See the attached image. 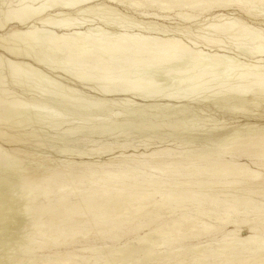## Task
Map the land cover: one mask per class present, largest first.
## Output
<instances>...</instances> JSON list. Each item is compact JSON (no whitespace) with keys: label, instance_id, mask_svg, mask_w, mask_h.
<instances>
[{"label":"bare ground","instance_id":"1","mask_svg":"<svg viewBox=\"0 0 264 264\" xmlns=\"http://www.w3.org/2000/svg\"><path fill=\"white\" fill-rule=\"evenodd\" d=\"M29 1L30 2L35 1L36 3V1L39 0H29ZM47 1L48 2L46 3L44 2L45 4H41V6H38V8L37 7L31 8L27 5V8L24 7L23 9L22 7V9L19 8L20 9L19 10L18 8L13 9L10 7L3 14H1L3 11L0 13L1 14L0 15V70L5 68L4 70H6L7 73H9L8 75H10L16 82L18 81L20 83L27 82L25 80L27 78V75H30L29 77H32L31 74H33L36 71L37 72L39 71L38 68H36V64L40 66H44L45 68L46 67L53 68V70L55 71H58L56 69L61 68L63 71H65V73H67V76L72 78L70 80L73 81L75 80L76 83H81V85H85L93 91H96V89H98V88H94L93 86L95 84L101 83L100 84L101 86L99 85L100 92L97 93V95H100L102 100L115 101L114 99H110V98L123 97L125 99V100L123 99V101L125 102L124 107H126V103H133V100L131 99L135 97H144L145 99L154 98L155 99L154 101L167 100L168 102H172L175 99L177 100L185 99V97L184 98L173 97L174 95H168V93H170L173 90H181L183 86L186 85L188 89L193 91L194 89L192 88L198 86V84L199 85L202 84L203 86L208 88L210 85L213 84L212 82L213 77L211 76V72L218 73V71L220 70L222 72L221 74L225 75L223 72L224 71L225 73L229 72L227 71L229 69L236 70L237 68L238 69L244 68L245 70L242 71L243 73L240 72L241 75H239V77L235 76L234 78L236 79L238 77L237 80L241 82L238 83L240 84L239 86L237 85L238 87L233 86L234 88H230L226 91L223 90L219 91L225 94V95L222 94L221 95L224 96L223 99L225 98L224 100L228 102L229 108L235 113H239L240 115L241 114L245 115L246 113H249V110H247V108L245 107L251 103L254 96L264 94V36L260 37V35L255 34L256 35L255 37L257 39L254 36H252L256 39L257 42L255 41V39L250 40V36H248L249 41H253V40L255 41L254 44L253 42L251 43L248 41V39H246L252 45L247 44V41L244 40L245 38H243L244 40L243 42L246 41V43L237 42L238 43L237 45H235L236 44L235 42H234L235 44L233 43V45H235L237 48V52L238 51L241 52L239 55H243L244 57L253 59L252 62L248 61L247 63V61L244 62L247 59L245 60L241 59L243 60L241 61L239 59L241 58L240 56L235 55L236 57L239 58L234 57L235 53L233 54L232 52L233 49L229 50L230 47L228 49V47L225 46L224 48L227 50H223V46L217 45L219 42L218 43L215 42L214 40L215 38L214 39L211 38L214 40L213 41L209 38L207 39L206 37L203 38V37H199V35H191V34L187 35L185 33H183L185 34V38H183L182 35L180 34L179 35L174 34L175 31L172 33L171 30H168V27L164 25L159 26L157 23H153V22L147 24L144 23L146 21H141V22L139 21L135 23L133 21V23L129 24L126 23L125 21L122 22L121 24L122 26L121 25L118 26L119 24L117 22H116L117 24L115 23L114 21L115 19L113 20V19L105 18L103 21H101L102 24L97 23L94 20V18L96 19L97 16L102 17L103 15H110L112 17L120 16V14L118 13V9L112 6L114 4L115 5L126 4L128 8L130 6L132 9L135 8L137 11L139 9H144L142 11L143 12L142 16L147 17L148 19L153 17L151 16L150 12L148 13L147 11V8L149 7H157L158 10L159 11L161 10L162 12L167 10H173L175 7L181 8L182 10L184 9L200 10L202 11V13L218 10L217 12H213L212 14L214 16L215 21L217 22L214 21L213 24L211 23V25L208 27L207 30H209L211 33L215 32L219 35L225 33L231 34V31H234L236 28L238 29L235 31H238L239 29H245L244 30L245 33L242 34L244 36H247L251 34V30L253 29L252 27H248L243 22L242 23L238 22L234 18H230L229 15L223 14V12H227L228 10H230V8L236 6L242 12H245L246 16L247 15L252 16V19L253 17H256L254 18L255 20L264 21V12L262 11V13H260L258 11V13H254L253 11L255 9L253 6H252L253 9L250 8L251 5L250 6L247 5L248 7L245 6V2H248L246 0H63V1L47 0ZM256 1L258 2L259 6L260 4L264 6V0H256ZM250 2L252 1L250 0ZM257 2H253V3H256V5H258ZM156 16L167 17L163 15L162 16L156 15ZM179 16L181 18L187 17L183 14H179ZM248 16L247 18H249ZM101 17L99 18L101 19ZM184 20H186V18ZM11 25H16L17 26L16 29H14V31L10 33H5ZM106 28H108V30ZM154 31L156 32L155 33L156 36L153 35ZM256 31L257 30H255V32ZM32 46H36L37 48ZM214 48H216L217 50L213 51ZM231 52L233 56L230 55ZM55 66L57 67L54 68ZM138 68H142V69L144 68V70L146 69L145 72L150 69L149 70L150 72L148 71L146 78L143 74L142 76L143 78L138 77L136 80L133 81L132 79L133 74L130 73L129 71L132 70L135 71V69ZM193 70L194 72L196 71L195 72L196 74L194 73L195 75L191 74ZM235 72L236 71H233V73ZM40 75L42 74L40 73ZM35 76L37 77L36 74ZM29 79L30 78H27V80ZM42 79L43 78H41V80ZM44 79L46 78L44 77ZM47 80L50 81L49 79ZM67 80L69 79L67 78ZM242 83H244L245 85ZM14 84L15 85L17 84L16 86L20 85L18 83H14ZM50 84H54V83L50 81ZM0 85L3 84L1 83ZM54 85H55L54 87L52 86L53 88L50 87L51 88L50 91H47L50 88L48 89L46 88V90H41L42 86L35 87V88H40V92L36 91L37 89L36 90L33 89V87L31 88V86L33 85L30 86L28 85L31 89H33V92L36 91L39 94L37 95L32 94L31 96L29 94L28 98L25 99L23 98L24 100H22V96L21 97L19 96L18 98V95L16 93L15 95H17V97H14L11 94L14 93L15 91L12 92L10 89L9 91L7 90V87L6 89H2L3 88L2 87L0 90V123L2 122L10 123V125L12 124L13 126L12 128H16V127L18 128V126L25 128V126H30L36 123L37 124L42 123L44 125V119L45 121L46 119H50V120L52 119V121L54 122L55 121L54 119L56 118L58 123L52 124L51 126L53 131H56L64 124H66V126H68L67 124H69L70 126L77 125V123H75V120L77 119L84 122L101 120L99 119V116L98 117L86 116L83 118H77L76 116L79 115L78 113L84 110H100V109L109 110V108L107 107L108 102H100L97 100L93 101V99L85 98L84 93L81 92L79 89H77L75 86L73 87V86L61 84L60 82H57ZM42 88L45 89L44 87ZM159 89H160V93H163V95L161 94L162 96H157V93H159L158 92ZM215 95L218 96L220 94L217 93ZM215 95L213 96V98L214 97L216 98ZM258 100H260V98H258ZM262 101L264 102V100ZM183 102L185 101H181V103ZM43 114L44 115L47 114V116H43ZM112 114H113L112 117H115L117 119L121 118V116L124 115L121 111H117ZM70 116H75L74 121L72 123L69 122L70 120H73L68 118ZM60 118L62 120H60ZM130 123L141 124L154 129L167 128L173 130H183L189 124V122H185L183 121V119L181 121L175 120V122L174 119H171V120H163L157 122L146 121V122H130ZM224 125L225 123L221 124L220 122V124L210 126V128L214 129ZM200 126L199 129L201 128ZM205 126L206 125H203L202 129ZM79 128H83V127H79ZM115 128H111V129H115ZM76 129H68L65 134L73 133ZM189 129H191V127ZM0 135H1L0 136L1 139L2 136L3 138L5 137L4 140L7 142L8 145H14L17 142L27 141V139H18L17 137H13L10 134H6V132L4 133L2 132V130L0 131ZM27 137H33V136L31 135ZM261 137L262 138L264 137V130H261L259 132H256L254 134L245 137L233 138L230 140V142H235L234 145H236V147L239 146L236 143L240 144L242 142H246L249 145H253L254 143L251 142L258 140ZM24 152L28 153L18 148H13V149L11 148V150H7L0 144V264L20 263L19 261L21 259V258L19 259V256L21 255V254L19 255L20 251L25 250V248H27L26 247L27 244L28 245L33 244L31 242L32 241L31 238L29 239V237L27 236L28 231L32 232V230L34 231L39 230L40 233L44 235L43 237H45L47 234V232L43 231L46 222L45 221L43 222L39 216L41 210L43 209V206H38V204L36 203L39 193L37 192V190L38 187L40 188L39 184L43 183V182L39 183V181L44 180L43 178V176H45L44 174H47L46 176V178H48L46 180L47 183L53 182L54 179L56 178L55 175H58L61 178L60 181L64 180L63 182L65 183L67 181L69 187L70 185L72 186L78 185L77 187H79L80 185L79 183L87 184V181L89 184L94 185L93 190L95 192L93 191L91 192H93V194L95 193V195L97 196L96 198H91L88 200L84 199L86 201L83 202L82 200L79 199L81 201L82 206L76 205L77 204L76 202V204H73V206L70 209L69 208L68 209L69 212L72 211L78 214L86 211L92 212L95 221L101 219L104 215L109 217H114L119 212L122 214L123 212L130 213L131 211L129 215H132L135 212L136 213L143 211L148 212L149 211L148 208L151 205H153L157 209L161 208V206H164L165 201H167L168 199L171 200V198L173 200V196L174 199L175 197L180 199L182 196L193 195V194L195 195L198 192L201 193L200 191L208 192V190H210L209 188L211 189L216 188L218 189V191L219 189H222L223 192V190L228 188L236 190L238 187L241 189V187L252 188L257 186V184L246 183L247 181L245 182L246 185H243V183H239V181L237 180L234 183H231L228 182L226 179H223V177L227 178L228 175L225 172H227L228 169H230L228 171H231V169L233 170L238 169L239 172L245 173V171L249 168L248 165L245 163L235 164L233 162H228L226 160L221 161V159L216 156L217 153L215 152L205 151L202 153H198L196 155H189L191 158L182 160L181 162L177 158L176 159L170 158L169 160H166L164 162L160 161L158 164H152L149 160H144L143 162L146 161V166L149 169V171L153 170L155 171V173L159 172V174L161 175L159 176L158 174H155L158 175V177L156 176L152 177L150 175L151 177L148 179L131 177V174H133V172L135 173V175L137 174L135 172L136 169L134 170L133 168V171H131L132 169L130 170L122 169L121 167L124 166L123 163L121 164L119 162H116L117 160L115 159H111V161L109 162L108 161L103 162L99 160V161L86 163L88 165L86 169H88L89 171L88 174L90 177H85V176L74 177L75 176L73 175L74 173L71 174V176L65 174V177H63L62 175L52 172L50 169L49 170L46 169L42 172L41 170L42 167H40L38 171L34 170L35 168L31 167L32 169L29 170V172H25L24 169L26 168L28 169V167L27 165L23 164L24 160L20 158ZM261 154H262L261 152L259 153V156L257 154V158L260 157V160H261V156H260ZM243 155L245 157H249V156L251 157L254 156L255 153L246 152ZM28 157L30 158L31 154ZM263 157L264 156H262V159H264ZM207 159L210 160L209 163L210 166L208 165V167H205L206 166L205 165L204 166L205 170L203 168V171H201L203 166L200 169L194 165H193L194 167H192V164L190 165L192 167V168L190 167L191 170L189 169L183 171L182 170L183 168H181L190 164L191 161L204 162L207 161ZM212 161L214 163H212ZM132 162L138 164V162L140 161L134 159L132 160ZM174 162H176L179 166H181L180 170H182L183 172H181L180 170L179 171L175 170L176 171L175 173H178V175L174 174L176 175L174 176L172 174V176H168V178L169 179H172V177H176V178L170 181L166 180L165 178H167L166 176L168 175L167 167L171 166V164ZM111 165L113 168H111ZM115 166H119V167H115ZM144 168L145 167L143 164L142 171L144 170ZM188 168L189 167L187 166L186 169ZM259 172L256 173L254 179L260 178L262 176L261 175L262 173L260 174ZM205 173H208V176L209 173H211V175L212 174L217 175V173L220 174L225 173L226 177L221 176V179L219 178L218 180V178L214 179L215 176L213 177L211 176L216 181L214 180L212 181V179H210L211 182H209L208 179H207L208 181L204 180ZM253 174H255V172ZM146 176L147 175L145 176L143 175V177ZM200 176L202 178H200ZM230 176L231 175H229V178H231ZM129 177L134 179H131L129 181ZM126 179L128 180L126 181ZM259 180L260 179H258V181ZM56 181L57 179L55 180V182ZM251 181L254 182V180ZM242 182H243V178H242ZM240 184H242L243 186H241ZM60 185H62V183H60ZM91 185H88L89 188ZM88 186L86 187L88 188ZM58 189L60 190V187ZM58 189L55 190L58 191ZM51 190H54V188H51ZM51 193L52 191H49L46 193V195ZM77 194L75 195L77 196ZM78 198L79 197H77V199ZM181 201L182 199L180 200V202ZM61 204H64V202ZM195 213L197 214V212H194V214ZM54 216L56 217V215ZM63 216L65 218V215ZM195 217L196 216H194V218ZM182 220H183L182 218H179L168 222L165 226L166 231L168 233H171L173 235L175 234L178 236L181 233H182L181 235H186L185 231L189 233V230L192 229L191 228L192 226L190 227L191 229L186 228V230L183 231V229H181V227H183L181 226V223H184V221ZM234 224L236 225L237 223ZM53 225H51V228ZM59 225L60 224H58V226ZM197 227H198L197 225L193 226V228L195 229ZM242 228L243 227L236 228L234 231L233 230L230 231L229 235L234 237V239H231V241L229 240V242L228 240L224 242L223 245V247H225L224 255H229L230 262H226L224 261V259H220L217 264H264V256H262L261 254L262 252H264V236L259 235L258 232H256L257 229L255 230L252 227L247 228L250 235L244 236L243 234L244 231L241 230ZM197 229L199 230V232L201 233L203 232L201 234L202 236L204 235L205 232H206L205 234H207V232L211 234L210 232L213 231L215 232L219 230V227L217 228L215 226H211V225L209 226L208 224H203ZM49 230L50 229H48L47 231ZM168 233L165 234L159 233V236H162L163 238L162 237L161 238L164 240L163 241L161 239L162 245L166 243V240H168L169 238L167 236ZM48 235L51 234L48 233ZM48 235L47 237H49ZM154 236L153 234L144 235L140 239L139 244L137 246L127 247L126 245H124L123 247H116V250H114L113 254L105 258L106 261L108 262L107 264H112L116 262H119L121 264H128L131 261L136 260L140 256H144L147 258L149 257L150 259L151 252L149 246L150 248L151 247L153 248L154 246H157V244L161 245L159 242H157V240L155 241L156 236L155 237ZM39 237L40 236L38 235V238ZM65 238L66 237H64L63 239L60 238L62 240L61 242L60 239H58L61 246L62 245L64 246V244L68 242V241L66 242ZM190 238L191 236L189 237V239ZM68 239H72V238H68ZM174 239L175 238H172L171 242ZM171 242L169 241V243ZM146 244L149 245L146 246ZM250 247L253 248L255 253L254 255L255 258L252 261H248L247 259L244 258L243 255H241L243 253V250L246 249L252 250L250 249ZM193 249L195 250V247ZM164 253H166V251H164ZM24 254L26 253H23V255ZM59 254H61L62 256L58 257L59 259L55 261L53 260L47 261L44 259V260H39V262H41V264H76L75 261L72 259L71 257L72 255L70 252H59ZM157 254L159 256V252ZM169 256L163 253L160 255V257L163 258ZM203 256L204 255L200 257ZM28 258L26 260H28ZM24 260L25 259H23V261ZM176 261L178 262V260H175V262ZM188 263H192V260L191 262ZM180 264H183V261L182 263L180 262Z\"/></svg>","mask_w":264,"mask_h":264},{"label":"rangeland","instance_id":"2","mask_svg":"<svg viewBox=\"0 0 264 264\" xmlns=\"http://www.w3.org/2000/svg\"><path fill=\"white\" fill-rule=\"evenodd\" d=\"M60 1H63V0H60ZM246 1L248 2H245V6L248 7L251 5L250 8L252 9L254 7L255 9L253 11L254 13H258V11L260 13H262V11L264 12V6L262 4H260L259 6L256 0L254 1L251 0L252 2H250V0H246ZM44 2L46 3L48 1L39 0V1H36L35 3V1L30 2L29 0L27 1L26 0H11V1L10 0H0V13L3 11L1 13L3 14L10 7L13 9H17V8L22 9L23 7L24 9V7L27 8V5H28L31 8L32 7L38 8V6H41V4H45ZM253 2H257L258 5H256V3H253ZM112 6L118 9V13L120 14V16L112 17L110 15H103L102 17L104 18H102L101 16H97V17L95 16L96 17V19L94 18L95 22L101 23V21H103L105 18L113 19V20L115 19L114 20L115 23L117 22L119 24L118 26H120L122 22H125V21L126 23H129V24L133 23V21L134 23L139 22V21L140 22L146 21L144 23L149 24L150 22H153V23H157L159 26L164 25L168 27V30H171L172 33L175 31L174 34H178V35L180 34L182 35L183 38H185V34L199 35V37H203V38L206 37L207 39L215 38L214 39L215 42L217 43L219 42L220 44L218 43L217 45L223 46V50H227L224 48L225 46L228 47V49L230 47L229 50L233 49L232 52L233 54L235 53L234 57H236L235 55H237L241 57V58L236 57V58H239L240 60L247 59L244 61V62L247 61V63L248 61L252 62L253 59L244 57L243 55H239L241 52L240 51H238L239 53L237 52V48L235 45L238 44L237 42H243L246 39H248L249 41L248 36H250V40L256 38L255 34L260 35V37L264 36V21L255 20L254 18L256 17H253L252 19V16H248V15L247 16L249 18H247L246 13L242 12L236 6L233 8H230V10H228L227 12H223V14H227L229 15L230 18H234L236 21L241 22V23L243 22L248 27H252L253 29L251 30L250 35L244 36L242 34V33H245L244 31L245 29H239L238 31H235L238 28H236L234 31H231V34L225 33V34H219V35L215 32L211 33L209 30H207L208 27L211 25V23L213 24V22L215 21L214 16L212 15L213 12H217L218 10L216 11L213 10L210 12L206 11L207 13L205 12L202 13V11L200 10H195V9L194 10L192 9L182 10L181 8L175 7L173 10H167V11L162 12L161 10L159 11L157 7H149L147 8V11L148 13L150 12L151 16H153L149 18L150 19L149 20L147 17L142 16L143 15L142 11L144 9H139L137 11L135 8L132 9L130 6L128 8L126 4L124 5L114 4ZM179 14H183L187 16L185 17L186 20H184L185 18H181ZM156 15H161V16L163 15L167 17H158ZM99 17H101V19ZM16 27H17L16 25H11L5 33H10L14 31ZM106 29L108 30V28ZM255 30L257 31L255 32ZM155 33L156 32L154 31L153 35H155ZM252 36H254L255 38ZM243 38L245 39L243 40ZM246 41L243 43H246ZM248 41H247V44H251L252 42L255 44L254 40L249 41L251 43H249ZM233 43L235 45H233ZM32 47L37 48L36 46H32ZM215 50L217 49L214 48L213 51ZM232 52L230 53L231 56H233ZM56 67L57 66H55L54 68ZM36 68H38L40 72L39 71L34 72L33 73L34 75L31 74L32 77H29L30 75H27V78H30L29 80H27V78L25 79L28 82V84L27 82H25L26 84L22 82L20 83L19 81L16 82L10 75H8L9 73H7V71L4 70L5 68L2 69L4 72L0 70L2 71L0 72V76L2 77V78L0 77V84L1 83L3 84V85H0V90L2 87H3L2 89H6L7 87V90L10 89L12 92L15 91L14 93L10 92L14 97H17V95H18V98L19 96L20 97L22 96V100H24L25 98H28L29 94L30 96L32 94L34 95L39 94L36 91L40 92V88H35V87L42 86L45 89L41 87V90H46V88L47 89L50 87L53 88L55 86L54 85L55 83L60 82L61 84H65V85H69L73 87L75 86L77 89H79L81 92L84 93L85 98L93 99V101L97 100L100 102H108L107 107L109 108V110H106V109L84 110L82 112H79L78 113L79 115L76 116L77 118H83L86 116H91V117L99 116V119L101 120L99 121L93 120L92 122L91 121L84 122V121L77 119L75 120V123H77V125L70 126L69 124H67L68 126H66V124H64L63 126L57 129L58 131L57 130L53 131V129L51 128L52 124L58 123L56 118L54 119L55 120L54 122L52 121V119L51 120L46 119V121L44 119V125L42 123H38V124L36 123L30 126H25V128H22L21 126H18V128L17 127L12 128L13 126L12 124L10 125V123H5V122L0 123V131L2 130V132L4 133L6 132V134H10L11 136L17 137L18 139H27V141L17 142L14 145H8L7 142L4 140L5 137L3 138L2 136L3 140L0 137V144L5 149L11 150V148L12 149L18 148V149L24 150L29 153V154L25 152L23 154L21 153L22 155L20 157L21 159L24 160L23 164L27 165L28 167V169L27 168L24 169L25 172H29V170H31L32 168H35L34 170L38 171V169L42 167L41 168L42 172L46 169L48 170L50 169L52 172L62 175L63 177H65V174L71 176V174L73 173H74L73 175H75L74 177H77V176L90 177L88 174L89 171L88 169H86L88 166L86 163L93 162V161H99V160L103 162H107V161L109 162L111 161V159H115L117 160L116 162H119L121 164L123 163L124 166L121 167L122 169H125V170L132 169L131 171H133V168L134 170L136 169L135 172L137 174L135 175V173L133 172L134 174L133 175L131 174L132 173L131 172L130 173L131 177H137L140 179L142 178L148 179L151 176L158 177V175L159 176L161 175L159 174V172L155 173V171L153 170H150L151 171V174H150V171L146 166V161L143 162L144 160H149L152 164H158L160 161L164 162L166 160H169L170 158H174V159L177 158L181 162L182 160L191 158L189 155H196L198 153L207 151V152L217 153L216 156L220 158L221 161L226 160L228 162H233L235 164L245 163L248 165L249 169H247L245 173L239 172L238 169H234V170L231 169V171H228L230 170L228 169L227 172H225L228 176L227 178L223 177V179H226L228 182H231V183H234L237 180L239 181V183H243V185H246L245 182L247 181L246 183L257 184L258 187L257 186L252 187L254 189L250 187L249 188L241 187L240 189L238 187L237 188L238 190L228 188V189L223 190V192H222V189H219L218 191V189L216 188L214 189L209 188L210 190H208V192L200 191L201 193L198 192L199 194L196 193L195 195L193 194V195L182 196L180 199L176 197L174 199V196H173V200L172 198L171 200L168 199L167 200L168 202L165 201L164 206H161V208L157 209L156 207L151 205L148 208L149 209L148 212H145V211L137 212V213L135 212L134 213L135 215L134 214L129 215L131 211L130 213L123 212L122 214L119 212L114 217H109V216L104 215L101 219L95 221L94 215L92 214V212L86 211V212L79 213V214L72 212V211L69 212V209L73 206V204H76V202H77L76 205L82 206L80 200H82L83 202L88 199L97 197L95 193L93 194V192H95L93 190L94 185L89 184L87 181V184L82 183L83 184L82 185L81 183H79L80 184L79 187H77L78 185H75V186L70 185L69 187V184L67 183V181L66 183L68 185L65 182H63L64 180L60 181L61 178L58 175H55L56 178L55 179L53 178L54 179L53 182L47 183L46 181L48 179L46 178L47 174H44L45 175L43 176L44 180L39 181V183L41 182L43 183L39 184L40 188L38 187V190H37V192L39 193H38V198L36 200V203L38 204V206H43V209L45 208L44 210L43 209L41 210L39 216L43 222L45 221L47 223V224L45 223V226L43 229V231L47 232V234L45 237H43L44 235H42L39 230H36V231L32 230V232L28 231L27 236L29 237V239L31 238L32 240L31 242L33 244L32 245L27 244L28 245V246L26 245L27 248H25V250H22L23 252L20 251L19 255L20 254L21 255L19 256V259L20 258L21 259L19 260L20 263L18 264H41L39 260H44V259L47 261L48 260L55 261L59 259L58 257L62 256L61 254H59V252H70L72 255L71 257L75 261L76 264H97V263L107 264L108 262L106 261L105 258L113 254L114 250H116V247H123L124 245H126L127 247L137 246L139 244L140 239L146 234H153V236L155 234L156 236V237L154 236L155 241L157 240V242H159L161 245L157 244V246L153 247L154 249L152 247L150 248L149 246V249L151 252L150 259L149 257L147 258L144 256H140L139 258L131 261L128 264H158V263L159 264H164V263L165 264L167 263L168 264H174V263L180 264V262L182 263V261H183V264H186V263L187 264H217L220 259H224V261L230 262L229 255H224L225 247H223L224 242L226 240H228L229 242V240L231 241V239H234V237L229 235L230 231L232 230L234 231L236 228L243 227L241 230L244 231L243 233L244 236H249L250 233L248 232L247 228L252 227L255 230L257 229L256 232H258L259 235L264 236V189H263L264 188V175H263L264 174V159H262V156H264V145H263L264 137L263 138L261 137L258 140L251 142V143H254L253 145H249L246 142H242L244 143V144L240 143L242 146L239 143H236L237 145H239L236 147V145H234L235 142H230V140L233 138L245 137V136L254 134L256 132H259L261 130H264V107H263L264 102L262 101L264 100V94L257 95V96L255 95L254 98L252 97L253 99L251 103L250 104L248 103L249 105L245 107L247 108V110H249V113H246L245 115H242V114L240 115L239 113L233 112L229 108L228 102L225 101L224 100L225 98L223 99L224 96H222L225 94L223 92H219L220 90L226 91L230 88H234L233 86H237V85L239 86L240 84L238 83H241V82H239V80L237 79L239 75L243 73L242 71L245 70L244 68H239V69L237 68L236 70L229 69L227 70L229 72H226V73L225 71L223 72L225 75L221 74L222 72L220 70L218 71V73L220 72L219 74L217 72H211V76L213 77V79L214 78L215 79L213 81V79L211 78L213 84L212 83H211L212 85L209 84L210 85L209 86L210 88L208 87L209 90L202 84L200 85L198 84V86H195L192 88L194 89V91L188 89L186 85V86H183L181 90H173L174 92L171 91L170 93H168V95H174L173 97H180V98L185 97V99H178V100L175 99L172 102H168L167 100L154 101L155 100L154 98L145 99L144 97H135L131 99L133 100V103H126V107H124L125 102L123 101L124 99L123 97L110 98V99H114L115 101L102 100L101 96L97 95V93L100 92L99 85L101 83L95 84L93 87L98 88V89H96V91H93L89 87L85 85H81V83H76L75 80L74 81L70 80L72 78L67 76V73H65V71H63L61 68L56 69L58 71H55L53 70V68H48V67L45 68L44 66H40L38 64H36ZM138 69H135V71L134 70L129 71L130 73L133 74L132 75L133 81L136 80L138 77L143 78L142 77L143 74L146 78L147 73L150 70L149 69L148 71L145 72L146 69L144 70V68L143 69L138 68ZM140 69L142 70V72ZM233 71H236V72L233 73ZM195 72L193 70L191 74H194ZM40 73L42 75H40ZM35 74L37 75V77L35 76ZM235 76H238V77L234 79ZM40 77L43 79L41 80ZM44 77L46 79H44ZM67 78L69 80H67ZM47 79H49L54 84H50V81H48ZM3 80L5 83L3 82ZM14 83L20 84L18 86H20L21 88L16 86L17 84L15 85ZM23 85H24V88H23ZM28 85L29 86L33 85L31 86V88L33 87V89L35 90L37 89V90L33 92V89H31ZM51 88L47 91H50ZM158 92L159 93H157V96L163 95V93H160V89ZM15 93L17 95H15ZM214 93L215 94L219 93L220 95L221 94L222 95L216 96ZM214 95L216 96V98L214 97L215 99L213 98ZM92 96L95 98H93ZM258 98H260V100H258ZM181 101H185V102L181 103ZM201 101H204V102H201ZM117 111H121L124 114L119 119L112 117L113 116L112 113L117 112ZM43 116H47V114L45 115L43 114ZM68 118L73 119L69 121L70 123H72L74 121L75 116H70ZM171 119H174V122L175 120L181 121L183 119V121L189 122V124L183 130H173V129H167V128L154 129V128H149L148 126H145V125L130 123V122H146V121L157 122V121L171 120ZM60 120L62 119L60 118ZM220 122L221 124L225 123V125L218 127V128H214V129L210 128V126L220 124ZM203 125H206V126L202 129ZM78 126L83 127V128H79ZM199 126L201 127L200 129H199ZM190 127L191 129H189ZM111 128H115V129H111ZM68 129H76V130L73 133L65 134ZM31 135L33 137H27ZM246 152H254L255 158L254 156H251L253 158L249 156L251 159L249 157H245L243 154ZM256 152H259V153L261 152L263 154V155L262 154L260 155L261 160H260V157L257 158V154L259 156V153H256ZM30 154H31V157L29 158L28 156ZM134 159L139 160L140 162H138V164L132 162V160ZM176 162L172 163L171 166L167 167L168 169L170 168L169 170H172V171H169L167 169L168 175L166 176L167 178H165L166 180L170 181L176 178V177H172V179H169L168 176H172V174L178 175V173H175V172L179 171L181 166H179ZM202 163L203 164L206 163V164L203 165ZM209 163H210L209 159H207V161H204V162L191 161L190 164L187 165L189 167L188 169H186L187 166H184L181 168H183L182 170L185 171L189 169L191 170V168L194 166L200 169L203 166L201 170L203 171L204 166L206 165L205 167H208ZM212 163L214 162L212 161ZM143 164L145 168L142 171ZM191 164H192V167L190 166ZM115 167H119V166H115ZM111 168H113L112 165H111ZM138 168H140L141 170ZM182 170L180 171L183 172ZM259 171H262V172H259ZM141 172L142 173L144 172V173L142 174ZM254 172L255 174H253ZM258 172L260 174L262 173L261 174L262 176L260 178L254 179V176ZM225 173L224 174L221 173L222 175L220 173H217V175L216 174L211 175V173H209V176H208V173H205V176H204L205 179L204 178L203 179L204 180L208 179L209 182H211L210 179H212L213 181L215 178L216 179L218 178L219 180V178L221 179V176H225ZM155 174H158V175H155ZM143 175L144 176L147 175L148 177L147 176L143 177ZM229 175H231L230 176L231 178H229ZM211 176L212 177L215 176L214 179ZM131 177H129V181L131 179H134ZM233 177H235L236 179ZM200 178L202 177L200 176ZM242 178H243V182H242ZM244 178L248 179L249 182L248 180ZM56 179L57 181L55 182ZM258 179L260 180L258 181ZM127 180L128 179H126V181ZM251 180H254V182H252ZM60 183H62V185H60ZM88 185H91L92 187L90 186L89 188ZM240 185L243 186L242 184ZM86 186H88V188ZM59 187H60V190L58 189ZM51 188H54V190H51ZM55 189H58V191ZM49 191H52V193L46 195V193ZM75 194H77V196ZM77 197L79 198L77 199ZM181 199L183 202L182 201L180 202ZM63 202L64 204H61ZM194 212H197V214L196 213L194 214ZM54 215H56V217ZM63 215H65V218ZM127 215L130 217H128ZM193 215L196 216L198 219L196 217L194 218ZM179 218H182L183 219L182 221H184V223H181V226H183L181 227V229H183V231L186 230V228H190L192 226L191 227L192 229L190 228L191 230H189V233L185 231L186 235H181L182 234L181 233L180 234L181 237L180 235L178 236L175 234L173 235L171 233H168L165 227L168 222L179 219ZM73 219L74 221L76 220L75 223ZM77 219H78V222H77ZM233 222L237 223L238 226L237 224L235 225ZM58 224L60 225L58 226ZM203 224H208L209 226L211 225L217 228L219 227V230L215 232L214 231L210 232L211 234H209L208 232L207 234H205L206 233L205 232L204 233L205 236L202 235L203 236L202 237L201 234L203 232L202 233L199 232L197 228L202 226ZM51 225H53L54 227L52 226L51 228ZM196 225L198 227L196 229L193 228V226H196ZM45 228L47 230L50 229L49 230L50 232L47 231ZM48 233H50L51 235H48ZM159 233H164V234L168 233L167 236L169 238L168 240H166V243L163 245L161 243L163 240L162 239L163 237L159 236ZM38 235L40 236L39 238H38ZM47 235L49 237H47ZM186 236H189V237L191 236L193 240L191 238L189 239V237H186ZM64 237H66L65 238L66 242L67 241L68 242L64 244V246L63 245L61 246L60 242L62 240L60 238L63 239ZM195 237H196V240H195ZM68 238H72V239H68ZM170 238L171 239L175 238L174 239L175 241L172 240L171 242ZM180 238L182 239V241ZM58 239H60V242ZM169 241L171 243H169ZM148 245L149 244H146V246ZM194 247H195V250L193 249ZM250 249L253 250L252 247H250ZM252 250H249V249L243 250V253L241 255H243L244 258L247 259L248 261H252L255 258L254 250L253 251ZM164 251H166V253H164ZM158 252H159V256L157 254ZM23 253H26V254L23 255ZM162 253L168 256L170 255V256L166 258L160 257ZM208 253H209V256H208ZM261 254L262 256H264V252H262ZM202 255H204L203 256L204 258L200 257ZM177 257L178 258L180 257V258L178 259ZM27 258L28 260H26ZM23 259L25 260L23 261ZM175 260H178V262L177 261L175 262ZM191 260H192V263H188V262H191ZM112 264H121V263L116 262Z\"/></svg>","mask_w":264,"mask_h":264}]
</instances>
